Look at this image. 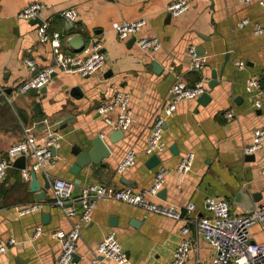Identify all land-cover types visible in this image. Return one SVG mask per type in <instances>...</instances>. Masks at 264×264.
I'll return each instance as SVG.
<instances>
[{
  "label": "crops",
  "instance_id": "1",
  "mask_svg": "<svg viewBox=\"0 0 264 264\" xmlns=\"http://www.w3.org/2000/svg\"><path fill=\"white\" fill-rule=\"evenodd\" d=\"M36 1L46 5L40 17L18 16L22 8ZM170 1L0 0V88L12 97V101L5 96L0 100V157L28 132L41 135L48 126H54L63 136L62 145L56 150L57 164L47 172L37 171L43 187L47 181L52 184L46 200L37 199V191L31 189L32 178L23 176V167L30 162L26 156L16 157L0 182V233L5 239H16L0 254V264H57L61 244L51 233L68 230L71 222L54 201L56 178L72 180L74 186L79 179L81 189L96 183L114 189L129 186L141 190L153 182L158 168L165 166L170 171L165 174L162 187L148 198L181 206L185 216L208 215L206 196L227 200L235 213H245L240 204L244 203L241 190L255 207L264 202V142L258 150L244 152L252 143L254 130L264 126V95L262 105L255 108L249 99L251 93L245 89V79L257 75L264 90V32L253 30L254 22H264V6L256 0H188L189 9L173 16L165 8ZM71 7L79 14L74 24L60 15ZM142 17L147 22L139 31L125 38L118 36L117 23ZM245 18L250 23L242 25ZM42 20L50 23L51 30L62 32L66 53L80 52L83 49L77 48L83 43L85 47L92 40H100L106 55L103 68L86 76L58 71L41 89L17 91L18 83L32 74L26 58L35 59L39 67L54 59L52 44L40 40ZM141 36L158 37L161 48L141 50L136 44ZM191 44L206 57L200 71L190 68L187 48ZM237 59L244 60L243 68L234 64ZM177 79L190 85L204 79L210 97L205 103L198 96L180 100L165 115L163 105L171 97L170 87ZM212 80L217 83L209 87ZM118 90L130 93L133 121L121 138L112 141L114 129L98 112V106L112 99ZM229 111L232 116L226 115ZM108 115L115 120L117 110ZM157 116L164 117L165 147L156 153L159 162L150 165L151 155L144 147ZM97 135L107 142L110 156L100 164L91 162L78 174L73 173L75 146L89 149ZM128 149L136 153L135 164L118 171V161ZM188 151L194 153L191 169L186 173L175 171L181 156ZM81 189L74 190L75 195ZM160 190L165 191L163 196ZM36 201L40 202L39 209L25 215L18 213L19 206ZM189 201L194 209L187 212L185 205ZM77 205L81 210L82 206L78 202ZM38 225H42L43 233L35 236ZM182 225L183 220L103 197L92 211V220L81 227L76 256L79 264H92L100 241L114 232L128 258L124 264H170L173 249L182 238ZM250 237L264 243V222L251 226ZM190 238L197 240L198 251H192L185 264H195L197 260L209 263L214 248L193 226ZM100 264L119 263L106 258Z\"/></svg>",
  "mask_w": 264,
  "mask_h": 264
},
{
  "label": "built area",
  "instance_id": "2",
  "mask_svg": "<svg viewBox=\"0 0 264 264\" xmlns=\"http://www.w3.org/2000/svg\"><path fill=\"white\" fill-rule=\"evenodd\" d=\"M239 2H250L253 0H238ZM264 6V0H256ZM45 3L36 1L26 5L18 12L19 17L38 18ZM188 0H172L166 4V10L173 16L185 13L189 9ZM67 23L74 24L78 19V10L74 7L66 8L60 14ZM145 17L130 21H122L116 24L117 34L121 38L135 34L146 24ZM250 23L245 18L241 24ZM253 30L256 33L264 32V22L253 23ZM39 36L42 42H50L53 47L54 59L51 63L39 67L33 58H26V64L32 74L21 80L16 86V90L26 92L30 89H41L46 86L54 74L58 71L68 73H79L81 75H91L100 71L105 62L106 55L103 50V43L100 40L90 41L82 51L77 53H66L63 50V34L59 30H51L50 23L42 20L39 25ZM136 44L143 51H156L161 48V41L158 37L141 36L136 39ZM190 60V68L200 71L204 68L206 57L197 52L195 45L191 44L187 48ZM234 64L238 68L245 66L244 60L237 59ZM245 89L251 93L249 97L253 107L259 108L262 105L264 90L257 75H250L245 79ZM206 91L205 80L199 79L190 85L182 79L175 80L170 87L171 97L163 105L165 115L170 114L176 107L177 102L183 99H192ZM12 101L3 88H0V100ZM117 110V118L114 120L108 113ZM98 112L106 116L107 122L112 129L127 130L133 121V111L130 107V93L118 90L112 99L101 103ZM232 111L226 113L232 116ZM29 130V129H28ZM164 117L157 116L153 121L151 133L148 137L144 150L152 155L160 152L165 147L163 139ZM63 136L54 126H48L41 135L27 133L26 137L11 145L7 153L0 157V182L7 176V170L12 161L19 156H26L30 162L23 167L25 179L32 178V172L44 170L55 166L58 162V155L53 151L62 145ZM264 142V126L256 128L252 135V143L244 148L245 153L254 152L261 148ZM136 153L133 149H128L118 161L117 170L123 171L127 167L135 164ZM194 161V153L188 151L184 153L178 161L175 171L179 173L188 172ZM170 170L165 166H160L154 175L153 182L144 189L135 190L126 186L114 189L103 184H89L84 186L78 195H75L74 182L64 178H56L53 182L54 201L58 204L66 217L71 222L68 230L57 229L51 233L61 244V254L57 264H79L77 259L78 241L81 237V227L92 220V211L99 199L103 197H113L122 202L138 206L147 212H153L173 220H183L181 226L182 238L178 241L172 253L170 264H185L192 251H198L197 240L190 238L192 226L196 233L202 235L214 248V253L209 263L199 260L195 264H264V243L251 240L250 228L252 225L264 222V202H260L253 211L249 213L232 212L230 205L225 199H217L213 196H206L204 206L209 212L208 215L200 217H189L182 214V207L176 204H163L151 201L148 196L156 195L162 187L164 177ZM264 181V167L261 170ZM77 202L82 206L79 210ZM40 207V202H30L19 206L18 213L25 215ZM194 209L193 202L189 201L185 205V210L190 212ZM43 233L42 225L36 226L35 236ZM16 243V239L11 237L5 239L0 233V254L6 252L9 247ZM112 259L119 264L128 262L127 255L118 241L114 232L106 235L94 251L92 264H100L104 259Z\"/></svg>",
  "mask_w": 264,
  "mask_h": 264
},
{
  "label": "water",
  "instance_id": "3",
  "mask_svg": "<svg viewBox=\"0 0 264 264\" xmlns=\"http://www.w3.org/2000/svg\"><path fill=\"white\" fill-rule=\"evenodd\" d=\"M37 20V19H36ZM84 43L82 46L77 48V50H82L84 48ZM197 52L202 54L201 51L197 49ZM153 66L157 67V63L153 62ZM212 79H215V74L212 75ZM216 80H212L209 82V87H213L216 84ZM209 94L207 91L201 93L198 96L199 101L202 103H205L209 99ZM112 135V141H117V139L121 138L123 136V131L121 129H114L111 133ZM174 146H172L173 148ZM54 153L56 152L55 149H53ZM74 154L76 155V159L74 164L72 165V172L75 174H78L82 167L86 166L87 164L93 162L96 164H100V162L106 158L109 157L111 154V149L108 146L107 142L101 135H97L93 138L92 146L89 149H84L82 146H75ZM150 165H155L159 162V158L156 154H152L148 160ZM127 185L130 183L127 181H124ZM52 186L50 181H47L45 186L43 187L40 181L37 177V172H32V180H31V189L33 191H37V199L39 200H46L47 199V189H49ZM81 189L80 181L79 179L75 180V186L74 190L79 191ZM165 193L164 190H160L159 194L163 196ZM244 190H241L240 196H243L244 203H240L243 211L245 213H249L254 210L255 206L251 199H247L248 197L244 196ZM254 200L257 201L258 197L254 195ZM183 214V211H182ZM112 220H116V218H112Z\"/></svg>",
  "mask_w": 264,
  "mask_h": 264
}]
</instances>
